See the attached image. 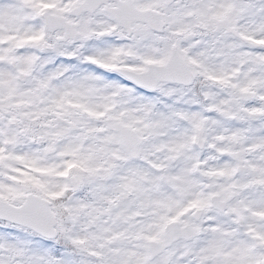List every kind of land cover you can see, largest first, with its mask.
I'll return each instance as SVG.
<instances>
[{
  "label": "snow or ice",
  "instance_id": "1",
  "mask_svg": "<svg viewBox=\"0 0 264 264\" xmlns=\"http://www.w3.org/2000/svg\"><path fill=\"white\" fill-rule=\"evenodd\" d=\"M21 3L22 22L0 11V264H264V0ZM41 117L103 121L97 147L130 174L101 188ZM145 149L167 163H137ZM122 196L147 210L135 246Z\"/></svg>",
  "mask_w": 264,
  "mask_h": 264
},
{
  "label": "rangeland",
  "instance_id": "2",
  "mask_svg": "<svg viewBox=\"0 0 264 264\" xmlns=\"http://www.w3.org/2000/svg\"><path fill=\"white\" fill-rule=\"evenodd\" d=\"M13 1L14 0H0V11H5V12H8V13H10V18H11V20L14 22V23H19V22H22L23 20L21 19V18H23V14H21V12H20V9L18 8V4H17V2H18V0H15V2L16 3H14V4H12L13 3ZM21 19V20H20ZM117 39H119L118 37H117ZM142 48H143V45H142ZM94 102L95 103H103V99H102V97L101 96H97V97H95L94 98ZM1 117V116H0ZM0 120H3V118L2 119H0ZM66 127V126H65ZM168 130H170L169 131V133H172V134H175V131H176V129H175V127L174 126H171V127H169L168 128ZM209 131L211 132V131H213L212 130V128H210L209 129ZM148 139H159L157 136H153V137H149ZM78 141V139L76 140V142ZM113 149H117L118 148V146L117 145H112L111 146ZM146 150V153H147V158L148 159H150V160H153V161H155L156 163H164L165 162V156L162 154V153H160V154H156L158 151H151L150 149H145ZM101 159V156H94L93 158H92V163H93V165L95 166V167H97L96 165H95V163L96 162H99V160ZM124 159L122 158V159H119V160H117V161H120L121 163H122V161H123ZM108 161L109 162H112V161H114V159L111 157V159L109 158L108 159ZM167 162V161H166ZM113 166L114 167H117L119 170L117 171V172H123V174L124 175H129L130 173H129V171L127 170V171H125V170H123L122 171V168L123 167H121V165H117V164H113ZM116 172V173H117ZM102 173H106V171L104 172V171H102ZM108 174V173H107ZM103 175H105V174H103ZM7 176H8V173H7V170L6 169H4V170H1L0 171V182H7ZM144 181H146L147 180V177H144V178H142ZM105 183H107V182H101V185H104ZM148 190L149 191H153V192H155L156 190H152L151 188H150V186H148ZM121 199V198H120ZM137 199H138V197H137ZM122 200V199H121ZM119 200L118 201V203L121 205V208H122V211H121V216L122 217H125L126 215L127 216H130V217H132L133 215H137V209L139 208V207H136V205H134V202H124V200ZM140 209H144L145 210V212L147 211L146 209H145V206L144 205H142V207L140 208ZM126 211V215H122V213L123 212H125ZM146 219L147 218V216L145 215V216H143V217H141L140 216V218L139 219ZM128 220H130V218H128ZM133 220L134 219H132L131 221H130V226H131V228H133V229H136V228H138V227H140V224L138 223V221L137 222H133ZM7 231L9 232V233H12V234H15L16 232H17V230L16 229H10V228H7ZM24 235H26V234H24ZM127 239L128 238H130L129 236H127L126 237ZM121 244H123V245H133V246H135V245H137L136 243H135V240L133 239V237H131L130 238V240L129 241H127L126 242V240H123V238H120V241H119Z\"/></svg>",
  "mask_w": 264,
  "mask_h": 264
},
{
  "label": "flooded vegetation",
  "instance_id": "3",
  "mask_svg": "<svg viewBox=\"0 0 264 264\" xmlns=\"http://www.w3.org/2000/svg\"><path fill=\"white\" fill-rule=\"evenodd\" d=\"M175 2H178V0H176ZM158 36V35H157ZM161 39V41L163 40V35L162 36H159ZM125 224L127 225L128 224V221H126V219H125ZM129 231H130V228H129V225H127L126 226V234H128L129 233Z\"/></svg>",
  "mask_w": 264,
  "mask_h": 264
}]
</instances>
